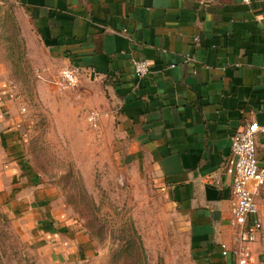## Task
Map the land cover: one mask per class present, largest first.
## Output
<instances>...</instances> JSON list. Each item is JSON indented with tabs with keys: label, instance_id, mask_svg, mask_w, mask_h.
Here are the masks:
<instances>
[{
	"label": "crops",
	"instance_id": "1",
	"mask_svg": "<svg viewBox=\"0 0 264 264\" xmlns=\"http://www.w3.org/2000/svg\"><path fill=\"white\" fill-rule=\"evenodd\" d=\"M18 2L48 56L102 88L120 153L178 208L193 262L237 264L239 250L264 264V186L250 218L263 224L255 242L240 244L231 213V138L250 122L264 125V0ZM135 59L150 63L147 76L136 75ZM14 101L0 78V191L14 217L38 221L49 192ZM257 154L264 165V132ZM60 226L42 232L43 245L72 256L82 245Z\"/></svg>",
	"mask_w": 264,
	"mask_h": 264
},
{
	"label": "rangeland",
	"instance_id": "2",
	"mask_svg": "<svg viewBox=\"0 0 264 264\" xmlns=\"http://www.w3.org/2000/svg\"><path fill=\"white\" fill-rule=\"evenodd\" d=\"M64 67L18 0H0V78L49 192L37 221L14 217L0 191V264H197L178 208L120 153L102 88L82 75L62 86ZM56 224L82 245L72 256L43 245L42 232L54 236Z\"/></svg>",
	"mask_w": 264,
	"mask_h": 264
},
{
	"label": "built area",
	"instance_id": "3",
	"mask_svg": "<svg viewBox=\"0 0 264 264\" xmlns=\"http://www.w3.org/2000/svg\"><path fill=\"white\" fill-rule=\"evenodd\" d=\"M133 68L136 75L142 78L149 74L150 63L145 59H135ZM80 75L79 68L65 66L61 69L59 83L65 87L74 86ZM261 132H264V125L250 122L231 138V151L236 158L231 190V213L234 223L239 226L237 237L242 245L255 242L263 228L260 220H250L258 213L256 190L264 186V165L260 164L257 154V137ZM234 254L238 259L237 264H252L247 251L236 250Z\"/></svg>",
	"mask_w": 264,
	"mask_h": 264
}]
</instances>
